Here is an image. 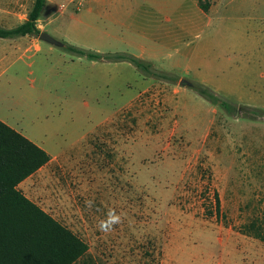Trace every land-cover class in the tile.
<instances>
[{
  "label": "rangeland",
  "instance_id": "374dc122",
  "mask_svg": "<svg viewBox=\"0 0 264 264\" xmlns=\"http://www.w3.org/2000/svg\"><path fill=\"white\" fill-rule=\"evenodd\" d=\"M195 1L47 0L45 33L112 58L44 43L31 61L48 76L45 104L11 115L59 156L20 190L88 245L76 264H215L222 228L264 238V0H198L222 4L211 14ZM124 54L176 83L115 60ZM223 185L251 201L219 213ZM110 209L122 222L102 233Z\"/></svg>",
  "mask_w": 264,
  "mask_h": 264
},
{
  "label": "trees",
  "instance_id": "16d2710c",
  "mask_svg": "<svg viewBox=\"0 0 264 264\" xmlns=\"http://www.w3.org/2000/svg\"><path fill=\"white\" fill-rule=\"evenodd\" d=\"M47 0H35L28 20L15 29L0 27V38L31 36L39 38L38 21ZM207 11L208 6L203 5ZM66 51L90 60L107 61L112 58L71 45ZM116 61H127L146 76L176 83V78L158 74L152 65L141 59L118 55ZM220 104L228 112L235 108L214 93L194 84L193 88ZM51 158L41 148L0 121V264H76L89 251L88 245L69 228L63 226L37 204L27 198L19 185L37 173Z\"/></svg>",
  "mask_w": 264,
  "mask_h": 264
},
{
  "label": "crops",
  "instance_id": "0c3cea01",
  "mask_svg": "<svg viewBox=\"0 0 264 264\" xmlns=\"http://www.w3.org/2000/svg\"><path fill=\"white\" fill-rule=\"evenodd\" d=\"M112 1H120L122 4L126 2V0ZM34 3L35 0H0V27L11 30L23 25L28 20ZM195 3L204 14L218 12L222 7V4L220 6H212L211 8L208 6V10L205 11L201 7V2L198 5V0H196ZM135 6V8L129 9V12L137 10L138 6ZM153 10L158 12L159 8L156 7ZM167 22H170V20L167 19ZM37 26L41 33L46 32V26L40 24V19ZM44 43L39 38L31 36L9 39L0 38V121L43 149L51 158V162L59 156L51 154L45 148L44 143L40 139H37L36 136L29 135L22 129H19V122L15 120L14 116H11L17 105L25 107V104H45L44 96L47 92L46 84L48 76L39 67L33 69V62L31 61L34 56L33 54L41 52L44 49ZM49 52H54L53 48H49ZM32 75L35 76L33 80L30 79ZM30 82L34 84L33 87L31 86L34 93L28 92L27 86ZM164 85H166L164 87L169 92L168 101L170 104H173L170 86L166 83ZM180 89L175 86L173 94H178ZM22 117L25 118V116ZM111 141L124 143V140L117 136L112 138ZM123 149L127 151V146L123 147ZM31 177L21 183L19 189ZM222 187L223 196L217 195L216 197L219 213H221V210L233 209L235 205H243L246 201H251L250 198L252 197H244L236 192L229 193L226 191L224 185ZM226 230V234H228L226 236L223 235L225 233L223 228L217 234L220 250L216 256L215 264H264V238L260 234L253 237L255 238L254 240H245L244 238L229 236L230 228Z\"/></svg>",
  "mask_w": 264,
  "mask_h": 264
},
{
  "label": "clouds",
  "instance_id": "9594fccd",
  "mask_svg": "<svg viewBox=\"0 0 264 264\" xmlns=\"http://www.w3.org/2000/svg\"><path fill=\"white\" fill-rule=\"evenodd\" d=\"M86 206L92 207L93 201H86ZM122 222V214L117 213L114 209H110L104 219L100 220L98 223V229L102 233H110L114 230L115 226Z\"/></svg>",
  "mask_w": 264,
  "mask_h": 264
},
{
  "label": "water",
  "instance_id": "95a60500",
  "mask_svg": "<svg viewBox=\"0 0 264 264\" xmlns=\"http://www.w3.org/2000/svg\"><path fill=\"white\" fill-rule=\"evenodd\" d=\"M39 39L45 43H48V44H51L53 46H56V47H60V48H65V44L54 39L53 37H51L49 34L43 32L40 34V37ZM180 86L181 87H185V88H189V89H193L194 88V84L190 81H187V80H182L180 82Z\"/></svg>",
  "mask_w": 264,
  "mask_h": 264
},
{
  "label": "built area",
  "instance_id": "2783aa9c",
  "mask_svg": "<svg viewBox=\"0 0 264 264\" xmlns=\"http://www.w3.org/2000/svg\"><path fill=\"white\" fill-rule=\"evenodd\" d=\"M81 2H84V1H86V0H80ZM64 8V7H63Z\"/></svg>",
  "mask_w": 264,
  "mask_h": 264
}]
</instances>
